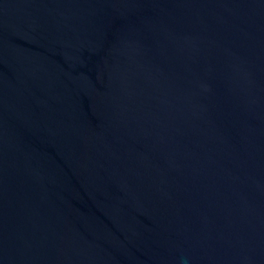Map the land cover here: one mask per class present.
Instances as JSON below:
<instances>
[{"label":"water","instance_id":"1","mask_svg":"<svg viewBox=\"0 0 264 264\" xmlns=\"http://www.w3.org/2000/svg\"><path fill=\"white\" fill-rule=\"evenodd\" d=\"M0 264H264V0H0Z\"/></svg>","mask_w":264,"mask_h":264}]
</instances>
